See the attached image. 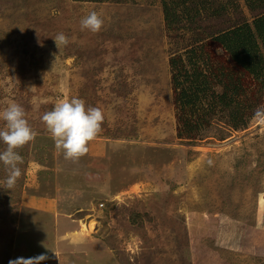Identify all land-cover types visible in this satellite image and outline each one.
<instances>
[{
    "label": "rangeland",
    "instance_id": "1",
    "mask_svg": "<svg viewBox=\"0 0 264 264\" xmlns=\"http://www.w3.org/2000/svg\"><path fill=\"white\" fill-rule=\"evenodd\" d=\"M184 1L0 0V264H264V115L181 141L176 116L198 117L175 110L170 71L204 31L264 82V13L211 19L197 0L171 36L162 8Z\"/></svg>",
    "mask_w": 264,
    "mask_h": 264
},
{
    "label": "trees",
    "instance_id": "2",
    "mask_svg": "<svg viewBox=\"0 0 264 264\" xmlns=\"http://www.w3.org/2000/svg\"><path fill=\"white\" fill-rule=\"evenodd\" d=\"M251 1L243 0V5L240 6L235 0H211L210 3L206 0L203 8L211 19L240 17L244 14L242 11L244 7L249 11L248 13H264V0H255V4H251ZM215 4L218 7L212 10ZM199 6L197 0H188L184 1L182 8L173 6V9H166V32L171 36L177 33L185 36L184 32H179L184 30V26L178 27L183 21L182 15L193 18L194 15L199 14ZM216 32L221 34V31ZM209 36L204 31H199L198 35H190L188 42L193 49L185 53V61L181 60L180 55L177 59L173 57L170 60L175 110H186L190 117H194L195 114L198 117L194 128L185 129L180 126V123H183L180 121L181 118L176 116L180 127L177 129L178 137L185 142L196 141L199 133L206 132L210 128V122L215 117L237 131L245 127L250 120L264 115V82H260L259 78L248 82L244 75L234 72L236 65L230 63V60L222 61L215 55L210 56L205 45ZM243 52L246 55L251 54L244 50ZM184 95L188 98L186 101ZM9 150H12V153L8 154L7 158L14 157L13 147ZM18 159L24 161L22 157ZM38 204L44 206L46 203L38 202ZM132 225L140 227L135 221Z\"/></svg>",
    "mask_w": 264,
    "mask_h": 264
},
{
    "label": "clouds",
    "instance_id": "3",
    "mask_svg": "<svg viewBox=\"0 0 264 264\" xmlns=\"http://www.w3.org/2000/svg\"><path fill=\"white\" fill-rule=\"evenodd\" d=\"M166 9H173V5L172 7H163L162 8V15H163V22H164V26H165V10ZM262 51H264V47L262 49ZM174 103V102H173ZM118 110L117 109H112L111 106L105 108L102 110V118L104 120V125H118V123L120 122V117L117 114ZM113 122H115L116 124H113ZM122 125H118V127L120 128ZM137 133V132H136ZM138 135V134H137ZM76 137H79L84 141V146L88 145L90 143V141L88 140L87 136L83 135V133L80 134H76ZM144 138V137H143ZM141 138L142 142H145L144 139Z\"/></svg>",
    "mask_w": 264,
    "mask_h": 264
},
{
    "label": "bare ground",
    "instance_id": "4",
    "mask_svg": "<svg viewBox=\"0 0 264 264\" xmlns=\"http://www.w3.org/2000/svg\"><path fill=\"white\" fill-rule=\"evenodd\" d=\"M21 68H22V69H25V67H24V66H22ZM91 227H92V226H91Z\"/></svg>",
    "mask_w": 264,
    "mask_h": 264
}]
</instances>
